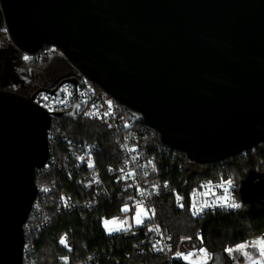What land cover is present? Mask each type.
I'll use <instances>...</instances> for the list:
<instances>
[{
    "label": "water",
    "instance_id": "1",
    "mask_svg": "<svg viewBox=\"0 0 264 264\" xmlns=\"http://www.w3.org/2000/svg\"><path fill=\"white\" fill-rule=\"evenodd\" d=\"M0 11L15 49L56 46L189 161L215 163L264 143V0H0ZM67 80L75 81L60 84ZM10 84L6 73L0 264H22L52 117L33 101L46 88L25 96ZM75 108L56 115L72 117ZM263 196L264 176L252 188V198Z\"/></svg>",
    "mask_w": 264,
    "mask_h": 264
},
{
    "label": "trees",
    "instance_id": "2",
    "mask_svg": "<svg viewBox=\"0 0 264 264\" xmlns=\"http://www.w3.org/2000/svg\"><path fill=\"white\" fill-rule=\"evenodd\" d=\"M4 25L0 11V45H6V53L1 58L15 62L19 71H27L29 74L35 67L42 68L46 79V83L41 84L38 81L41 74L38 72L31 74V79L28 77L24 86L17 89L9 86L6 89L30 96L39 88L54 87L62 80L78 74L64 57L55 52L29 61L22 60L3 29ZM6 65L4 68H7ZM35 78L39 84L30 85ZM123 110L134 115L124 106ZM136 127L141 129L138 140L140 149L146 156L153 157L158 167L156 179L167 182L170 187L169 191L156 195L153 202L157 221L165 232L174 236V249L186 250L197 246V233L200 231L203 244L209 251L221 256L223 264H234L225 251L227 247L245 242L254 236L264 235V196L252 198L254 182L264 176V143L219 162L198 164L189 161L183 151L163 144L159 134L148 128L142 118L137 117ZM64 138L97 141L100 144L95 162L96 167L103 172L107 186L113 184V176L107 174V168H117L122 160L116 140L105 123L84 117L53 118L49 144L61 166L47 171L36 169L38 185L50 188L44 192L42 202V210L50 222L28 237L32 240L28 257L34 259V264H77L90 255L99 264H170L160 256L143 257L134 254L132 244L138 238L137 234L127 230L112 234L106 232L103 219L112 218L122 212V206L127 202L124 195L102 200L91 210L83 207L69 211L58 209L57 202L62 195L81 200L94 192L92 188L78 184L75 177L67 175L64 155L69 147ZM221 171L232 174L236 179V194L241 201V207L236 211L216 210L198 218L193 217L188 201L192 185L203 178H214ZM174 188L184 196L183 207L176 205L171 192ZM41 218L40 216L36 223ZM62 237L66 239V244L60 243ZM187 237L191 239H183ZM63 257L68 258L67 262ZM171 264L184 263L177 261Z\"/></svg>",
    "mask_w": 264,
    "mask_h": 264
},
{
    "label": "built area",
    "instance_id": "3",
    "mask_svg": "<svg viewBox=\"0 0 264 264\" xmlns=\"http://www.w3.org/2000/svg\"><path fill=\"white\" fill-rule=\"evenodd\" d=\"M3 29L6 30V25L3 26ZM16 50L20 53V58L25 61L54 52L64 57L61 50L56 46L44 47L34 54H29L20 49ZM25 57H28V59L26 60ZM71 78H74L75 81L67 80L61 84L59 82L54 87H46V90L39 91L35 95L33 101L47 111L52 117V120L57 116L56 113L69 112L76 106L72 117H84L105 123L116 140L122 155V160L117 168L111 166L107 168V174L113 176V184L107 186L104 174L96 167L95 162L100 144L97 141L64 138V141L69 147L68 152L64 155L67 175L75 177L78 184L92 188L94 192L92 195L81 200L72 198L68 195H62L57 202L58 209L69 211L83 207L87 210H91L93 207L99 205L102 200H110L124 195L127 202L122 208L127 205L130 211H122L112 218L127 220L129 226L126 230L138 235V238L132 244V252L134 254L143 257L160 256L170 264L177 261L187 264V261L176 257L175 253L177 251L187 254L188 252H196L199 248H205L212 257L207 261V264H214L215 254L209 251L203 242L201 243V240L198 238V234L202 237L200 231L197 233V246L186 250L174 249L173 234L165 232L157 221L153 202L154 197L164 191H169L170 187L167 182L156 179L158 167L155 164L154 158L146 156L140 149L138 140L141 129L138 130L136 127L137 117L124 111L123 105L119 101L80 72ZM55 89L57 90L54 92ZM64 89H66V91H64ZM43 97H48L49 99L44 100ZM86 113H92V115ZM106 113L107 115H105ZM151 130L157 132L154 129ZM130 148H135L136 150L130 152L128 151ZM89 159H91L94 164L93 168H89L88 166ZM55 166L60 167L61 163L54 150H52L51 144H49L48 159L40 169L47 171ZM121 169L124 171L122 172ZM127 173H133V175L128 176ZM229 179L232 180L233 184L229 188L228 195L233 197L235 202L241 205V201L236 194V179L232 174L221 171L214 178H203L192 185L188 194V201L190 213L193 217L198 218L207 212L216 210H237L220 206L223 203L221 197L224 195V187H227L225 182ZM97 180L99 181L98 183ZM37 187V196L33 202L30 214L23 225L25 245L22 264H34V259L28 257L29 250L32 247V240L28 237L41 227L47 226L50 222V219L44 213V210H42V202L44 200L43 194L49 191L50 188L45 185H38V183ZM141 192H143L144 195H141ZM171 192L175 198L176 205L181 207L180 205L184 204V196L175 188L172 189ZM178 197L181 199L178 200ZM141 200H143V204L140 203ZM204 201H207L211 206L204 207L199 215H193V203L195 202L197 208H200ZM142 208L148 209L147 216L141 215L134 219L136 211ZM40 216L42 217L41 221L36 223V220ZM156 228H158V231H149V229ZM153 245H156L158 248H163V251L154 250ZM93 258L94 256L90 255L85 261L77 264H99L97 261H94ZM137 264L148 263L140 262Z\"/></svg>",
    "mask_w": 264,
    "mask_h": 264
},
{
    "label": "snow or ice",
    "instance_id": "4",
    "mask_svg": "<svg viewBox=\"0 0 264 264\" xmlns=\"http://www.w3.org/2000/svg\"><path fill=\"white\" fill-rule=\"evenodd\" d=\"M25 59L27 60L28 57H25ZM64 91H66V89H64ZM44 100H48V97H43ZM79 107V106H77ZM88 115H92V113H86ZM107 115V113L105 114ZM135 148H130L128 149V151H135ZM83 159V158H81ZM151 163V162H150ZM88 166L89 168H93L94 164L92 162L91 159H89L88 161ZM154 167V165H153ZM121 171L123 172L124 170L121 169ZM128 176H132L133 173H127ZM123 178V177H121ZM99 181L97 180V183ZM227 187H224V195L221 197V200L223 201V203L220 205L222 207H227V208H231V209H238L241 207V205L237 202H235L234 198L229 196V188L232 186L233 182L231 179L227 180L226 182ZM206 187V186H205ZM141 195H144L143 192H141ZM195 195V194H193ZM178 200L181 199L180 197L177 198ZM231 201V202H229ZM141 204H143V200L140 201ZM181 207H183V205H180ZM211 205H209V203L207 201H204L202 206L200 208H197L195 202L192 205V208L194 209L193 211V215H199L200 212L203 211L204 207H209ZM121 211L123 212H128L130 211V209L128 208L127 205H125ZM148 214V209L146 208H142L139 211H136L134 219L136 217H140L141 215L147 216ZM153 215H154V210H153ZM105 227L107 228L109 225H124L127 224V220H119V218H113L112 220H105L104 221ZM111 230H119V228L116 229H110ZM149 231H158V228L156 229H149ZM198 238L201 240V243L203 242V238L199 236L198 234ZM170 239V238H169ZM183 239H191L190 237L187 238H183ZM61 244H66V239L65 238H61L60 240ZM159 243V242H157ZM154 250L156 251H163V248H158L156 245H153ZM248 248H254L257 249L259 256L258 258L253 257L251 253H249L248 251H246V249ZM226 252H228L229 254H232L233 252H241L249 261V264H264V235H262L258 240H253V241H245L244 243L238 244L236 245L235 248H226L225 249ZM176 257L181 258L185 261H187V264H207V261L209 259H211V254L207 252V250L205 248H199L198 251L196 252H188L187 254H185L184 252L181 251H177L175 253ZM65 262H67V257H63L62 258Z\"/></svg>",
    "mask_w": 264,
    "mask_h": 264
},
{
    "label": "rangeland",
    "instance_id": "5",
    "mask_svg": "<svg viewBox=\"0 0 264 264\" xmlns=\"http://www.w3.org/2000/svg\"><path fill=\"white\" fill-rule=\"evenodd\" d=\"M5 46L6 45H4V44L0 45V83H1V79H2L3 75L8 73L9 74L10 83H11L10 86L14 87V83H17L16 87L19 88L20 86H24L26 84L25 82L28 80V77L31 79V77H30V76H32L31 74L35 75V73H38V72H39V74H41V77L38 79V81L41 84L46 83V79L43 76L44 72H43V70H41L42 68L35 67L34 70L31 71V74H29L27 71H25V72L24 71L22 72V70L19 71L17 66H16V64H15V62H11V60H8V59H3V57L1 58V55H4L6 53V47ZM5 65L7 66V68L6 67L4 68ZM25 77H27V78H25ZM38 81H37V79L36 80L33 79V81L31 80V84L30 83H28V84L34 85V84H37ZM112 219L113 218H104L103 219V227L106 230V232L109 233V234L126 230L128 228V226H129V223H127V224H124V225H109L106 228L105 224H104V221L105 220H112ZM116 228H119V230H111L110 231V229H116ZM259 238H260L259 236H254V237H251L247 241L258 240ZM241 243H244V242H241ZM241 243H238V244H241ZM238 244H236V245H238ZM236 245L230 246V247L231 248H235ZM230 247H227V248H230ZM246 251L251 253L253 257L258 258V256H259L257 249L248 248V249H246ZM226 253L229 255V258L233 259L234 264H249L248 259L241 252H233L232 254H229L228 252H226Z\"/></svg>",
    "mask_w": 264,
    "mask_h": 264
},
{
    "label": "crops",
    "instance_id": "6",
    "mask_svg": "<svg viewBox=\"0 0 264 264\" xmlns=\"http://www.w3.org/2000/svg\"><path fill=\"white\" fill-rule=\"evenodd\" d=\"M258 255H259V253H258Z\"/></svg>",
    "mask_w": 264,
    "mask_h": 264
}]
</instances>
